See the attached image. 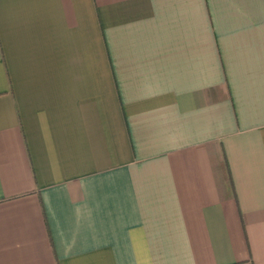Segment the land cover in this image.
Here are the masks:
<instances>
[{
    "label": "crops",
    "instance_id": "0c3cea01",
    "mask_svg": "<svg viewBox=\"0 0 264 264\" xmlns=\"http://www.w3.org/2000/svg\"><path fill=\"white\" fill-rule=\"evenodd\" d=\"M0 264H264V0H0Z\"/></svg>",
    "mask_w": 264,
    "mask_h": 264
}]
</instances>
